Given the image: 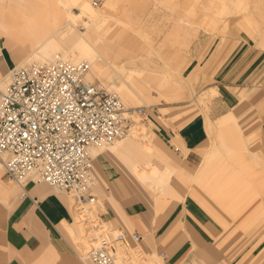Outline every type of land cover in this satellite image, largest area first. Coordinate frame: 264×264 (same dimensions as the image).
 Here are the masks:
<instances>
[{"label": "crops", "instance_id": "1", "mask_svg": "<svg viewBox=\"0 0 264 264\" xmlns=\"http://www.w3.org/2000/svg\"><path fill=\"white\" fill-rule=\"evenodd\" d=\"M57 1L0 0V77L26 58L41 59L31 48L56 28L61 34V25L53 27L49 15V2ZM113 1L100 6L108 17ZM19 46L28 49L20 53ZM220 97L219 103L228 105ZM236 110L221 113L217 121L218 134L234 143L229 159H211L202 152L214 132L211 118L186 109L170 115L179 124L174 128L162 122L165 112L155 115L164 125L151 121L161 140H152V153L125 146L104 150L93 162L95 202L101 194V213L107 217L101 221L139 233L135 247L152 264H264V227L255 229L264 225V164H257L241 143ZM112 158L127 163L124 171ZM133 162L138 170L156 164L159 187L138 181ZM13 182L0 167V264H86L67 238L72 239L64 224H73L68 195L44 182Z\"/></svg>", "mask_w": 264, "mask_h": 264}, {"label": "rangeland", "instance_id": "2", "mask_svg": "<svg viewBox=\"0 0 264 264\" xmlns=\"http://www.w3.org/2000/svg\"><path fill=\"white\" fill-rule=\"evenodd\" d=\"M103 2H98V7ZM63 5L59 1L49 2L53 27L60 26L65 20L67 5ZM55 6L57 8L53 9ZM106 10L109 17L102 13L90 29H85L84 20L90 21L88 16L75 18V27L85 30L94 46L123 78L138 89L139 96H134L131 103H123L130 109L143 107L145 110V114L130 113L129 130L130 126L136 128L140 144L147 145L148 139L157 144L161 141L154 125L164 124L161 117L157 119L155 115L161 116L165 112L166 120L162 122L174 128L179 124L173 122L170 115L189 109L211 118L214 132L207 138L202 152L211 159H229L234 143L218 134L217 121L221 113L238 108L235 112L236 129L242 136L241 143L247 152L253 154L257 164H264V0H114ZM74 12L79 10L74 9ZM68 27H62V32L67 33L61 39L63 48L77 34L75 29L69 31ZM81 58L70 55L69 60ZM31 62L46 63L35 57L24 64ZM107 69L109 71H105L102 78H92L90 72L88 76L116 92L113 85H118L120 78L110 68ZM159 73H164L165 78L162 79ZM108 83L112 85L107 86ZM239 94L244 95L242 100ZM220 95L228 105L219 103ZM144 131L148 137H144ZM111 161L123 171L122 166H127L124 160L112 158ZM93 162L96 163L94 159ZM95 180L97 182L96 173ZM169 181L174 182L173 178ZM193 185L198 184L193 181ZM101 196L98 194V204L89 205L96 223L107 218L99 215L103 204ZM68 201L71 208L74 199L68 196ZM70 212L73 226H76V220L86 227L91 226L89 221L81 220L76 211L71 209ZM113 223L106 224H112L115 229L120 226L118 222ZM262 227L264 225H258L255 229L260 231ZM121 228L118 227L108 238L113 240ZM71 231L72 239L65 235L78 256L96 242L87 240L88 234H83V231L79 235L74 233L76 230ZM113 245L118 261L122 258L117 252L119 250L125 253L124 264H142L138 258L144 255L135 243L113 241Z\"/></svg>", "mask_w": 264, "mask_h": 264}, {"label": "built area", "instance_id": "3", "mask_svg": "<svg viewBox=\"0 0 264 264\" xmlns=\"http://www.w3.org/2000/svg\"><path fill=\"white\" fill-rule=\"evenodd\" d=\"M89 70L87 60L57 55L8 69L0 89V165L8 181L44 182L65 192L78 217L92 225L88 208L97 195L90 147L126 133L130 113L145 110L126 107L117 92L88 79ZM105 238L87 249L91 264H118L113 241L137 243L141 236L121 229Z\"/></svg>", "mask_w": 264, "mask_h": 264}, {"label": "bare ground", "instance_id": "4", "mask_svg": "<svg viewBox=\"0 0 264 264\" xmlns=\"http://www.w3.org/2000/svg\"><path fill=\"white\" fill-rule=\"evenodd\" d=\"M61 2L64 5L68 6L67 12L65 14V20L61 24V34H57V31L59 29L56 28V30H53V34L50 37L36 43L31 48L32 54L35 56L41 55L42 58L40 60L45 61V62H48L50 59H52L56 55L60 56L64 59L66 58L68 60H69L70 55L82 56V58L79 60L84 59L90 63L89 72H90V75L92 76V78H97V77L102 78V76L105 74L104 72L108 70L107 68H110V70L114 71L117 74V76L120 78V82L118 83V85H113V87L115 88L116 92L119 93L118 95L123 102L125 101L127 103H131L132 98L134 96H139V91L136 88V86H134V84L131 81L123 78V76L120 74V72L118 70H116L113 67V65L107 60L105 55L102 54V52H100L94 46L93 42L90 40V38L86 34L85 30L81 31V30L76 29V27H75L76 26L74 23L75 18L82 19L85 16H88L90 21L84 20L86 23L85 29L86 30L90 29V27H92L93 22L96 21L100 16H102L101 15L102 11H101L100 6L98 7V5H93L91 0H89V1L88 0H61ZM104 3L107 4L108 0H106ZM73 8L78 9L79 12L78 13L74 12ZM64 26H69L68 27L69 31L71 29H75L77 32L76 36L73 37L71 43L66 48H63L61 46L62 37L64 38L67 35V33L65 34L64 32H62V27H64ZM51 46H53V48ZM24 49H28V46H25V47L19 46L18 47L19 51L24 50ZM27 60H29V59L26 58L25 61H20L16 65L17 66L27 65V64H24L25 62H27ZM31 63H33V62H31ZM87 78L90 79L88 76V73H87ZM6 82H7V72L3 77H0V89L4 88ZM111 85H112L111 83L107 84V86H111ZM127 132L124 133L123 135H121L120 137L114 139L110 143L97 144V145L91 146L90 151H91V154L93 156V159L96 161V158H98V155H100L104 150H108L110 152H116L118 150H122V148H124L125 146L126 147L127 146L128 147L129 146H132V147L136 146V147H140L146 153L151 152L150 146L152 145V143H149V142H151L152 139H148L147 145L140 144L137 141L136 128L133 129V127L130 126V130L128 127ZM144 135H145L144 137L149 136V135H147V133L145 131H144ZM136 164H137V162H133L131 164V171L132 172L137 171L138 181H141L142 184L146 185L147 187H151L153 189L158 188L159 184H157L156 179L157 178L159 179V175H158L159 168L157 167V165L154 163L148 162V165L150 166V170L147 171V170H138V167ZM0 167H1V165H0ZM95 173H96V171H95ZM95 182H96V180L94 177V184H95ZM21 195H23V193ZM71 209L73 210L72 203H71ZM92 215H94V211L90 210L88 208V216L90 217ZM75 222H77L76 226H73V224H67V223H65V224L63 223V224L69 230V232L71 233L72 236H73V234H72L71 230H73V231L78 230L77 232L76 231L74 232L75 234L78 233L77 235H79V233L83 231V234H85V233L88 234V238L86 236V239L89 241L91 239L93 241H96L95 244L97 243V240L101 239L102 237L103 238L112 237V235L115 233V230L118 229V228L115 229L111 225H107L106 224L107 222H105V221H99V223H94L88 227L83 225L79 220H76ZM100 223L102 226L100 225ZM90 237H92V238H90ZM121 249L122 248H120V250ZM86 251L87 250L81 251L79 258L81 260L85 261L86 264H91L88 256L86 255ZM117 252H119V255L122 256L120 261H118V259L116 257V252L114 253V250H113V254L115 255V259H116L117 263L118 264L119 263L124 264L122 262V259L125 258V253H121L119 250ZM161 254L162 253H160L158 256L162 258ZM138 259L139 260L141 259L142 264H152L153 263V262L151 263L150 260L146 257H142V258H138ZM133 264H136V263H133Z\"/></svg>", "mask_w": 264, "mask_h": 264}]
</instances>
